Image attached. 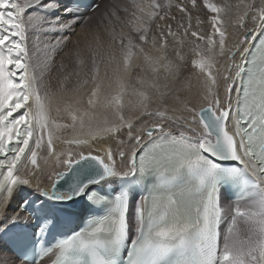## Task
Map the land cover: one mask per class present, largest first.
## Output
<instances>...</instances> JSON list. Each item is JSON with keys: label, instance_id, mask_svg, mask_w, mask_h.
Returning <instances> with one entry per match:
<instances>
[{"label": "snow or ice", "instance_id": "6c2138e0", "mask_svg": "<svg viewBox=\"0 0 264 264\" xmlns=\"http://www.w3.org/2000/svg\"><path fill=\"white\" fill-rule=\"evenodd\" d=\"M100 9L0 0V264H264V0Z\"/></svg>", "mask_w": 264, "mask_h": 264}, {"label": "bare ground", "instance_id": "6f19581e", "mask_svg": "<svg viewBox=\"0 0 264 264\" xmlns=\"http://www.w3.org/2000/svg\"><path fill=\"white\" fill-rule=\"evenodd\" d=\"M125 1V0H124ZM116 2L117 3H119V2H121L120 0H116ZM138 2H139V0H138ZM213 2H215V0H213ZM100 3H101V6H104L105 4H104V2H103V0H101L100 1ZM125 2H123V4H124ZM122 4V3H121ZM173 11H174V9H173ZM122 14V13H121ZM123 15V14H122ZM201 18L202 19H204V20H207V16L206 15H204V14H202L201 15ZM78 29V28H77ZM204 34H210L211 33V31H212V29H211V27L206 23L201 29H200ZM34 36H35V34H33ZM31 37V36H30ZM47 38V37H46ZM44 39V38H43ZM31 40H32V38H31ZM30 41V40H29ZM45 41V40H44ZM34 43V42H33ZM191 46V42L190 41H187L186 42V44H185V51H187L188 50V48ZM34 49V48H33ZM32 49V50H33ZM41 53V52H40ZM44 54V53H43ZM35 55V54H34ZM41 56V55H40ZM44 56V55H43ZM61 57L62 56H56L55 57V63H56V65H58L59 64V62H60V60H61ZM237 59H239V57H237ZM67 63V62H66ZM220 63L222 64L223 63V61L221 60L220 61ZM189 64H190V61H189ZM73 69H74V65L73 64H71V63H69V66H68V68L66 69V72H71V71H73ZM58 75V68L57 67H53L52 68V70H51V75H46L45 76V83H47L49 80H51L52 81V83H53V87H55V77ZM73 79H75V78H73ZM85 99H86V97H85ZM53 116H55L56 115V113L53 111ZM61 122H63V121H61ZM108 147V144L107 143H105V142H100V143H95V144H92V145H90V150L91 151H93V153L95 154V153H97V152H99V153H103V151H104V149L105 148H107ZM59 150V149H58ZM73 150H75V151H79V150H81V149H78V148H75L74 146H73ZM85 150H88L87 148L85 149ZM44 155H47V153H44ZM43 163V162H42ZM53 170H62V169H56L55 168V161H54V159L53 160H51V161H49V163L45 166V174L40 178V180H41V186L42 187H46V188H50L51 187V182L47 179V175L48 174H50ZM73 207H75V205H73ZM23 215H26V213L25 214H23ZM64 217H66V216H64ZM63 217V218H64ZM224 226V225H223ZM223 226H222V228H223ZM226 226H227V224H226ZM222 228H221V231H222ZM18 262V261H17ZM17 264H19V262L17 263Z\"/></svg>", "mask_w": 264, "mask_h": 264}, {"label": "rangeland", "instance_id": "374dc122", "mask_svg": "<svg viewBox=\"0 0 264 264\" xmlns=\"http://www.w3.org/2000/svg\"><path fill=\"white\" fill-rule=\"evenodd\" d=\"M121 2H119V3H122L123 4V2H125L126 3V0L124 1V0H120ZM103 2H104V4L105 5H107V4H110L111 2H112V0H103ZM100 3V2H99ZM124 3V4H125ZM100 11L101 12H103L104 11V6H101V9H100ZM123 14V13H122ZM121 13H120V15L123 17V15H122ZM97 19H98V17L97 18H94V20H93V26H95L96 25V23H97ZM120 30V28H119V26H117V31H119ZM77 31H79V27H78V29H77ZM34 34V33H33ZM30 35L31 37H29V40H30V45H32V44H34L35 43V36L34 35ZM31 38H32V40H31ZM44 38V39H43ZM48 39V37L46 38V36L45 37H41L40 38V40L41 41H46ZM34 42V43H33ZM34 49L32 50L33 51V55H34V57H38V58H40V59H43V51H40V52H37V50H36V48L35 47H33ZM41 55V56H40ZM58 56V55H57ZM59 56H63V53H61ZM245 203L246 202H242L241 203V207L243 208L244 206H245ZM226 228H227V226H226V224H224V226H223V228H222V231H224V230H226Z\"/></svg>", "mask_w": 264, "mask_h": 264}, {"label": "water", "instance_id": "95a60500", "mask_svg": "<svg viewBox=\"0 0 264 264\" xmlns=\"http://www.w3.org/2000/svg\"><path fill=\"white\" fill-rule=\"evenodd\" d=\"M61 184H63V181H61ZM84 202L83 201H78V202H76V203H74V204H72V205H75V206H78V205H81V204H83ZM71 205V206H72Z\"/></svg>", "mask_w": 264, "mask_h": 264}]
</instances>
